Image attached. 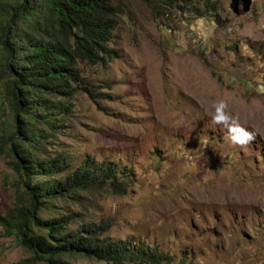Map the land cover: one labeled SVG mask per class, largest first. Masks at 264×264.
Returning <instances> with one entry per match:
<instances>
[{
    "label": "rangeland",
    "instance_id": "rangeland-1",
    "mask_svg": "<svg viewBox=\"0 0 264 264\" xmlns=\"http://www.w3.org/2000/svg\"><path fill=\"white\" fill-rule=\"evenodd\" d=\"M230 1L172 0L152 10L141 0H111L117 22L108 47L117 57L78 64L93 95L76 89L52 96L64 106L52 110V125L35 123L42 137L28 149L38 160L60 156L72 167L87 158L116 162L126 191L50 200L37 205L39 216H67L68 229L95 226L100 237L141 241L170 256L169 264H264V0L239 14ZM1 74L5 125L12 116ZM220 99L255 131L253 141L233 144L212 123ZM14 160L5 146L1 216L28 203ZM18 262L47 264L0 224V264Z\"/></svg>",
    "mask_w": 264,
    "mask_h": 264
},
{
    "label": "trees",
    "instance_id": "trees-1",
    "mask_svg": "<svg viewBox=\"0 0 264 264\" xmlns=\"http://www.w3.org/2000/svg\"><path fill=\"white\" fill-rule=\"evenodd\" d=\"M158 9L172 0H141ZM214 9V6L211 7ZM208 10V9H207ZM111 0H0V76L11 122L0 125V154L7 146L28 203L0 215L5 232L47 264H66L64 255H82L113 264H169L171 258L141 241L100 237L95 226L68 229V217H41L37 205L72 198L91 189L124 194L120 166L85 159L72 167L64 157L38 160L28 145L42 137L35 123L52 125L49 116L64 103L52 96L69 95L83 86L79 63L103 64L117 57L108 47L117 22ZM20 197V196H19ZM18 197V198H19ZM20 264V262L16 263Z\"/></svg>",
    "mask_w": 264,
    "mask_h": 264
},
{
    "label": "clouds",
    "instance_id": "clouds-1",
    "mask_svg": "<svg viewBox=\"0 0 264 264\" xmlns=\"http://www.w3.org/2000/svg\"><path fill=\"white\" fill-rule=\"evenodd\" d=\"M214 113L211 117L213 124L224 126L233 144L245 146L255 139V131H250L241 125L238 117H235L229 111L228 101L220 99L213 104Z\"/></svg>",
    "mask_w": 264,
    "mask_h": 264
},
{
    "label": "water",
    "instance_id": "water-1",
    "mask_svg": "<svg viewBox=\"0 0 264 264\" xmlns=\"http://www.w3.org/2000/svg\"><path fill=\"white\" fill-rule=\"evenodd\" d=\"M239 1L241 2V10L239 9ZM251 0H231L229 8L234 14H239L240 12H248L250 9Z\"/></svg>",
    "mask_w": 264,
    "mask_h": 264
}]
</instances>
